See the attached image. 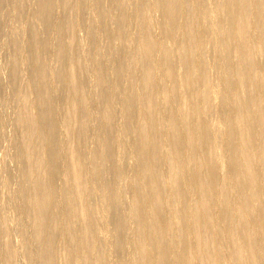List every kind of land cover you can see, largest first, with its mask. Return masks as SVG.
<instances>
[{"label": "bare ground", "instance_id": "6f19581e", "mask_svg": "<svg viewBox=\"0 0 264 264\" xmlns=\"http://www.w3.org/2000/svg\"><path fill=\"white\" fill-rule=\"evenodd\" d=\"M9 1L0 264H264V0Z\"/></svg>", "mask_w": 264, "mask_h": 264}, {"label": "rangeland", "instance_id": "374dc122", "mask_svg": "<svg viewBox=\"0 0 264 264\" xmlns=\"http://www.w3.org/2000/svg\"><path fill=\"white\" fill-rule=\"evenodd\" d=\"M11 1V2H10ZM9 1V6H8V9L9 10H11L12 9V6H11V4L12 3H16V0H10ZM91 0H89V5H90V7L92 8V2H90ZM3 41V40H2ZM7 44V45H6ZM9 45V46H8ZM2 46H3V48H2ZM8 46V47H7ZM10 47H11V45L9 44V42H2L1 44H0V49H2V50H0V52H1V54H0V72H1V75L3 76V77H5L6 76V74H7V72L6 71H8V63L7 62H9V49H10ZM5 48V49H4ZM4 52V53H3ZM5 58V59H4ZM2 64V65H1ZM7 65V66H6ZM4 66V67H3ZM7 68V69H6ZM3 72V73H2ZM6 73V74H5ZM1 91H0V115L2 116H5L4 117V120H5V126H4V132H6V131H8L7 133L9 134H7L8 136H10V133L9 132H11V131H9V130H11V127L10 126H8V125H10V124H7V123H9V119H10V117H11V115H12V113H13V111H14V108L12 109V105L10 104V102L8 101V98H7V88L6 87H2L1 89H0ZM2 92V93H1ZM5 100V101H4ZM8 101V102H7ZM3 102H5V103H3ZM4 112V113H3ZM6 126H8L10 129H8V127H6ZM5 128L6 129H8V130H5ZM5 134V137H8L7 135ZM5 141V142H4ZM3 141V144L1 143V146H0V150L2 151L0 154H1V157H3L5 154H7V160L6 161H8V159H9V157H8V155H11L12 153H10V151H9V153H8V143H10L11 141H10V139L9 140H4ZM10 141V142H9ZM7 146V147H6ZM5 149V150H4ZM12 152V151H11ZM3 155V156H2ZM8 164H10L9 165V167L12 165L11 163H8ZM14 167V165H12V167H10V168H13ZM8 168L6 167V170H7ZM123 176V177H122ZM120 178V184H119V188H121V189H124L125 187H127L128 186V180L126 179V176H125V173L122 175ZM126 179V180H125ZM125 180V181H124ZM119 181V180H118ZM124 181V182H123ZM122 185V186H121ZM124 185V186H123ZM124 187V188H123ZM111 237V236H110ZM110 237H108V239H107V248H106V250H108V251H110V250H112V239H110ZM110 240V241H109ZM111 242V243H110ZM109 244V245H108ZM111 244V245H110ZM109 247H110V249H109ZM261 252V254H262V256H261V254L259 253V257H261L262 259H263V257H264V251H260ZM123 255V257H124V253L122 254Z\"/></svg>", "mask_w": 264, "mask_h": 264}]
</instances>
